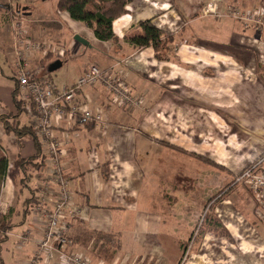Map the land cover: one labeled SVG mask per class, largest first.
Returning <instances> with one entry per match:
<instances>
[{
  "label": "crops",
  "instance_id": "obj_1",
  "mask_svg": "<svg viewBox=\"0 0 264 264\" xmlns=\"http://www.w3.org/2000/svg\"><path fill=\"white\" fill-rule=\"evenodd\" d=\"M57 2L0 0V59H9L13 53L14 29L18 24L24 37L41 46L28 59V69L41 80L56 88L69 86L89 65L96 64L110 69L134 93L143 97L138 108L126 110L112 104L101 85L82 86L77 91V100L92 111H100L102 122L77 120L71 126L54 127V134L63 141L61 160L72 202L83 210L70 227L72 250L89 254L91 264H109L93 256L92 234L97 232L116 237L120 248L128 247L125 254L157 255L159 237L174 236L173 226L160 227V189H166L167 195L166 203L161 204H169V197L173 202L175 195L181 192L183 205L189 204L190 187L186 179L192 172L190 155L160 147L158 140L181 141L182 144L177 145L190 150L191 142L196 145L194 141L206 134L210 139L221 137L222 130L218 129L221 121L239 123L240 110L244 115L245 107L248 110L244 115L246 124L254 133L252 145L264 149V84L245 87L239 84L247 70L237 58L239 52L210 46L211 43L226 44L222 35L230 32L217 19L201 15L207 4L219 8L221 4L217 0H131L125 6L126 12L112 21L115 39L104 41L97 39L86 24L72 19L67 11L59 10ZM90 14L92 18L94 11ZM146 20H151L164 34L165 46L159 52L161 59L156 57L153 47H138L129 41L131 36L142 33L140 22ZM74 34L84 37L89 44H80L74 40ZM59 50L64 51L63 58H59ZM80 55H86V59H80ZM56 59L62 61L56 70L69 64V71L52 79L47 67ZM9 60L14 74L15 59ZM216 62H221L224 74L216 72L219 66ZM0 72L3 73L1 65ZM11 78L10 84L0 86V115L7 116L5 120L11 126L6 131L0 120V153L10 164L17 156L31 157L37 151L43 158L44 150L37 137L16 131L31 127L33 117L18 98L16 75ZM209 124L213 126L212 131H208ZM180 173L183 174L181 184L176 177ZM36 174L35 170L32 176ZM4 178L2 184L8 190L9 183L13 185V182L8 176ZM175 182L179 183L177 189ZM29 183L20 188V193L18 190L19 197L28 192L27 197L21 198L22 219L18 223L22 226L27 223L26 228L18 234L10 230L7 233V238L13 237L16 241V235L27 236L21 248H17V244L14 247L27 259L31 258L41 237L31 212L36 186L30 188ZM25 200L30 204L28 210ZM1 206L4 207V203L0 201ZM182 211L185 215L190 210L183 207ZM0 213L5 215L4 209L0 208ZM11 222L13 228L17 223ZM144 238H151V244H146Z\"/></svg>",
  "mask_w": 264,
  "mask_h": 264
},
{
  "label": "rangeland",
  "instance_id": "obj_2",
  "mask_svg": "<svg viewBox=\"0 0 264 264\" xmlns=\"http://www.w3.org/2000/svg\"><path fill=\"white\" fill-rule=\"evenodd\" d=\"M218 1L221 4L219 8L214 4H207L216 9L217 14L201 15L217 19V22H220L223 28L230 32L229 35L228 32H226L227 35H222L226 44L221 46L211 43L210 46L213 49L221 50L222 48V51L226 52H239L237 58L241 64L247 66L243 68L247 70L244 71V77L239 84H243L244 87L248 84H264V0ZM234 11L237 12V18L231 16ZM247 14L250 16L247 17ZM15 29L17 32V28ZM231 33L238 35L232 37ZM216 37L220 38V36ZM12 51L9 59L16 56L14 47ZM79 58L85 60L86 55H80ZM218 58L225 60V57L218 56ZM9 59L7 57L0 59L3 70V73L0 72V86L2 87L10 84L11 77L17 73L15 69L13 74L12 62ZM217 64L219 66H216V72L219 74L222 71L224 74L225 69L221 66V62H216ZM69 66V64H64L60 70L51 72L52 79L63 76L66 71H69ZM244 109L245 115L248 110L245 107ZM241 111L238 117L239 123L220 122L222 125L218 129L222 130L221 137L210 139V135L206 134L201 140L194 141L196 145L191 142L190 150L177 145V143L182 144L181 141L172 140L174 141L172 143L158 140L160 147H169L176 152L190 155L192 172L191 176L186 179L190 187V205H183L182 192L180 195H175L173 202L169 197V204H161L166 203L167 195L166 189H160V227L163 229L167 225L173 226L174 236L172 238L159 237L157 255L146 252L125 254L128 250L127 246L120 248L119 244L115 247L114 244L100 238L99 233L93 232L94 240L92 239L91 243L93 244V256L101 257L109 264H264V225L257 215L255 196L246 178H241L242 173L256 163H258L257 168L264 169V149L252 145L254 133L248 129L246 124L247 114L244 116ZM212 127L209 124L208 131ZM175 133L177 134V130ZM181 175L183 176L181 173L176 176L180 184ZM4 179L0 182V201L4 203V207L0 208L4 209L8 218L17 223L10 229V232L18 234L25 230L27 225L25 223L22 226L18 223L22 219L20 216L23 209L22 199L28 196L26 195L28 192L23 193V197H19L20 186L15 184L13 186L9 183L11 187L7 190L2 184ZM162 179L164 180L165 177ZM179 183L175 182L176 189ZM37 184L36 176H32L29 183L30 188ZM168 191L170 193V189ZM179 191L180 188L175 193ZM183 207L190 210L188 214L185 212L184 215ZM173 211L174 213L171 214ZM7 233L8 230L4 232V235L7 236ZM15 241V238L8 237L0 244V264L29 263L30 257L28 259L22 257V251L14 249ZM113 241L118 240L114 237ZM144 241L148 245L151 244V238H144Z\"/></svg>",
  "mask_w": 264,
  "mask_h": 264
},
{
  "label": "built area",
  "instance_id": "obj_3",
  "mask_svg": "<svg viewBox=\"0 0 264 264\" xmlns=\"http://www.w3.org/2000/svg\"><path fill=\"white\" fill-rule=\"evenodd\" d=\"M201 14L211 16L217 13L216 9L207 5L202 8ZM236 14L234 11L231 16L235 18ZM15 28L14 61L17 66L18 98L33 117L31 128L44 150L42 165L36 171V200L31 205L41 237L37 240L28 264H91L86 254L72 250L70 227L82 215L83 210L72 202L69 182L61 160L64 154L61 148L63 141L54 134V127L71 126L77 120L95 124L102 122L100 111H92L77 100V91L82 86L101 85L108 93L111 103L126 110L138 108L143 97L134 93L110 69L96 64L89 65L76 82L69 86L56 88L48 81L35 79V73L28 69V59L41 46L24 37L21 26L16 24ZM57 54L59 58L64 57L63 50H59ZM257 165L258 163L246 169L241 178H246L255 196L257 215L264 225V169L257 168ZM16 239V247L21 248L27 241V236L19 234Z\"/></svg>",
  "mask_w": 264,
  "mask_h": 264
},
{
  "label": "trees",
  "instance_id": "obj_4",
  "mask_svg": "<svg viewBox=\"0 0 264 264\" xmlns=\"http://www.w3.org/2000/svg\"><path fill=\"white\" fill-rule=\"evenodd\" d=\"M131 0H58L57 8L59 10L67 11L69 16L77 21H81L93 30L95 37L99 40H109L115 39L112 32V21L117 16L126 12L125 6ZM91 11H94L93 17L91 18ZM142 33L139 35H134L129 38V41L138 47L151 46L156 51V57L161 59L159 52L165 46V40L163 39V32L156 27L151 20H146L140 22ZM169 36L165 37L168 38ZM47 54V53H46ZM35 79H40L41 77H35ZM17 92V88H16ZM5 117L0 115V120L3 123L4 129L9 131L11 126L5 120ZM21 134H31L34 135L31 127L21 128L16 130ZM36 140V139H35ZM1 151V145H0ZM37 153L31 157H20L17 156L12 163L6 156L0 153V182L4 177L8 176L13 184L16 186L23 187L29 183L32 178V173L38 170L42 165V157ZM41 157V159H40ZM19 188V193L21 189ZM27 202V200H25ZM26 210L29 209L30 204L27 202ZM26 204V203H25ZM12 228L11 220L0 213V244L6 240L7 236L4 232ZM98 236L112 243L115 247L119 246L118 241L114 242V236L112 234L100 233ZM99 241V238H98Z\"/></svg>",
  "mask_w": 264,
  "mask_h": 264
},
{
  "label": "water",
  "instance_id": "obj_5",
  "mask_svg": "<svg viewBox=\"0 0 264 264\" xmlns=\"http://www.w3.org/2000/svg\"><path fill=\"white\" fill-rule=\"evenodd\" d=\"M73 38H74V40H76L80 44H83V45L89 44L88 41L84 37L80 36L79 34H74ZM61 65H62V61L59 59H56L48 65L47 70L49 72H52V71L58 69Z\"/></svg>",
  "mask_w": 264,
  "mask_h": 264
}]
</instances>
